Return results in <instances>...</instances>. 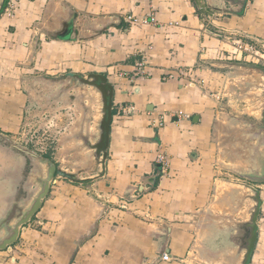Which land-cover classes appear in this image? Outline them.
<instances>
[{
    "label": "crops",
    "instance_id": "crops-1",
    "mask_svg": "<svg viewBox=\"0 0 264 264\" xmlns=\"http://www.w3.org/2000/svg\"><path fill=\"white\" fill-rule=\"evenodd\" d=\"M238 41L264 57V0H6L0 223L14 204L30 203L44 170L3 140L21 129L32 76L58 87L52 78L105 74L115 94L104 176L84 185L55 180L17 242L0 251V264H240L235 235L255 192L249 264H264V178H252L264 170V124L258 110L248 114L260 124L251 136L262 139L253 170L255 158L242 146L220 143L229 122L214 94L228 74H261L243 68L250 56L238 52Z\"/></svg>",
    "mask_w": 264,
    "mask_h": 264
},
{
    "label": "rangeland",
    "instance_id": "rangeland-1",
    "mask_svg": "<svg viewBox=\"0 0 264 264\" xmlns=\"http://www.w3.org/2000/svg\"><path fill=\"white\" fill-rule=\"evenodd\" d=\"M256 52L249 55L250 57L245 56L247 59L244 58L242 62L263 66L264 57H260ZM261 53L264 52L261 51ZM32 77L31 84L27 85L31 102L24 115L21 129L13 134L14 141L20 148L27 151L26 157L31 162H37L31 153L41 156L50 155L63 170L74 172L79 177L92 175V152L82 148L79 137L87 133L96 135L94 126L100 118L98 94L90 88L83 91L78 89L59 91L65 83L54 87L52 84L41 81L38 75ZM261 79L260 74H228L224 77L223 83L220 82L225 87L224 91H221L220 95L214 93L216 99L222 103L226 114L225 119L229 122V125L226 123L221 125L223 137L220 143L223 146L240 145L241 151L248 152L252 158H256V154L261 155L262 139L261 135L251 136L250 131L256 132L260 124L254 125L252 117L248 114L257 110L261 114L262 103L258 100L257 91ZM234 91L236 96L233 95ZM239 103L247 105L248 109L244 110L246 113H241L242 111L237 108L233 109V106ZM251 124L254 127H251ZM237 133L239 138L232 137ZM255 165L254 159V162H251L253 170Z\"/></svg>",
    "mask_w": 264,
    "mask_h": 264
},
{
    "label": "water",
    "instance_id": "water-1",
    "mask_svg": "<svg viewBox=\"0 0 264 264\" xmlns=\"http://www.w3.org/2000/svg\"><path fill=\"white\" fill-rule=\"evenodd\" d=\"M0 2L1 14L6 0H0ZM242 66L250 73H261V86L258 87L260 89L259 100L262 103L261 123L264 124V66L250 63H243ZM51 81L58 84L65 83V90L78 89L79 91H83L90 88L99 96L100 106L98 111L100 118L94 126L96 135L93 136L87 133L79 137L82 148L92 152L91 173L95 176L80 179L77 174L59 168L50 159L31 153L32 157L37 160V163L44 168L43 174L39 173L38 179L36 178L38 190L30 203L25 207H21L18 215L6 218L0 223V251L7 250L17 242L21 228L29 224L42 208L44 200L50 193V186L55 177L71 183L84 185L102 178L105 174L113 117V99L115 94L113 85L108 82L105 74H89L86 77L78 74H66L52 78ZM242 176L250 177L251 174L242 173ZM251 200H253L254 204L250 209L249 217L246 222L239 224L235 235L238 246L243 250L240 264L250 263L257 242V221L260 211V200L257 192L251 197Z\"/></svg>",
    "mask_w": 264,
    "mask_h": 264
},
{
    "label": "flooded vegetation",
    "instance_id": "flooded-vegetation-1",
    "mask_svg": "<svg viewBox=\"0 0 264 264\" xmlns=\"http://www.w3.org/2000/svg\"><path fill=\"white\" fill-rule=\"evenodd\" d=\"M3 140H5L6 141V143H9V144H11V145H13L15 148H17L18 150H20V152H22V153H24V154H27V151H25V150H23V148H20L19 146H18V144L17 143H15V141H14V139H12V138H8V137H5V138H3ZM38 156H41V155H38ZM41 157H44V158H48V159H50L53 163H55V161L50 157V155H42ZM261 160V159H260ZM33 162V161H32ZM36 162V161H35ZM255 162H256V164H257V166H261V165H259V159H257V158H255ZM28 163H30L31 164V161L30 160H28L27 161V164ZM56 164V163H55ZM57 165V164H56ZM58 166V165H57ZM261 177L262 178H264V170L263 171H261V170H256V171H253V174H252V178H260L261 179ZM80 178V177H79ZM58 178H54V180L52 181V183H51V186L53 185V182L55 181V180H57ZM51 186H50V192H51ZM50 194V193H49ZM49 194H48V196H49ZM47 196V197H48ZM46 197V198H47ZM18 198H21L20 196H18ZM17 203V202H16ZM17 204H14V206H13V209L11 210V214H10V218L11 217H15L16 215H18V213L21 211V208H18V206H16ZM37 215V214H36ZM35 215V216H36Z\"/></svg>",
    "mask_w": 264,
    "mask_h": 264
},
{
    "label": "built area",
    "instance_id": "built-area-1",
    "mask_svg": "<svg viewBox=\"0 0 264 264\" xmlns=\"http://www.w3.org/2000/svg\"><path fill=\"white\" fill-rule=\"evenodd\" d=\"M7 8H8V10L7 11H9V10H14L15 9V4H14V2H12V1H9L8 2V4H7ZM128 21L131 23H134V22H136V20L135 19H133V18H131V17H129L128 18ZM151 21V20H150ZM143 22L144 23H149V21L148 20H143ZM151 22H153V19H152V21ZM235 47H236V49L238 50V52H245L247 55H251V54H254L256 51H254V48L252 47V48H247V45L243 42V41H238V42H236V44H235ZM139 67H140V65H139ZM132 109V108H131ZM131 109H130V111H131ZM180 115H183L181 112L177 115L178 117L180 116ZM158 162L160 163V164H163V165H166L167 164V162H166V159H165V157H163V156H159L158 157ZM163 260L164 261H169L170 260V258H169V255H167V254H165L164 256H163Z\"/></svg>",
    "mask_w": 264,
    "mask_h": 264
}]
</instances>
